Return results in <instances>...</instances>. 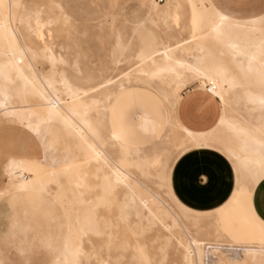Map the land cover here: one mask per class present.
<instances>
[{"label":"bare ground","instance_id":"6f19581e","mask_svg":"<svg viewBox=\"0 0 264 264\" xmlns=\"http://www.w3.org/2000/svg\"><path fill=\"white\" fill-rule=\"evenodd\" d=\"M23 5L0 0V202L5 197L34 211L50 202L65 213L64 242L51 263L82 264L84 244L92 249L90 237L104 235L105 258L99 264H163L172 241L180 249L181 264H264V223L251 208L253 192L264 179V12L240 18L212 0H139L144 19L131 27L127 43L114 35L107 53L108 64L119 67L133 43V67L82 87L63 68L55 69L68 61L43 37L44 28L57 18H43L41 2L33 8ZM184 12L188 36L167 40L172 21ZM59 14L65 26L67 15ZM37 59L48 64L47 71L36 69ZM188 79L212 85L210 93L220 100L221 116L206 133L191 132L177 119L178 89L186 88ZM81 80L93 82L88 76ZM128 90H144L164 107L163 128L149 145L151 154L111 126L115 98ZM209 146L224 152L235 174L234 193L216 211L211 239L203 237L205 218L180 208L167 182L180 156ZM24 173L27 179L21 178ZM97 187L101 195L93 206L107 203L110 209L123 190L115 219L104 225L89 209L70 212L72 202L91 201ZM116 228L122 240H116ZM148 233L152 239L146 243ZM154 243L157 260L149 252ZM0 264H6L1 256Z\"/></svg>","mask_w":264,"mask_h":264},{"label":"rangeland","instance_id":"374dc122","mask_svg":"<svg viewBox=\"0 0 264 264\" xmlns=\"http://www.w3.org/2000/svg\"><path fill=\"white\" fill-rule=\"evenodd\" d=\"M21 1H22V5L24 4L23 7L25 8H33L36 4L39 5L41 2V5L44 6L42 7L43 18L45 17L57 18L56 21L59 22V20H62V18L58 20L57 16L60 15L59 13H64V15H67L66 16L67 21L65 22V26L63 25L64 22H62L63 24H61V21L59 23L55 21V24L53 23L50 26L44 28L43 37L45 41L48 40L50 46L53 47L51 48V50L55 54L60 55L63 58V61H68V63L70 64L69 65L67 62H63L58 65L56 64L55 69L62 71L64 69L65 74L69 73L67 77H69V79L74 82H78L77 83L78 85L85 87L92 83L98 82L104 78H113L119 73L123 71H127L133 67L132 66L134 63V60L132 59V54L134 50L133 43H129L128 50L123 54V56L120 57V61L122 60L123 62H120L119 67L118 66L112 67V65H109L111 64L109 59L110 54L107 53H110L109 51L112 49V46L116 39L115 36H119V38L123 43H127L126 41L130 39L128 36L130 34L129 32L131 27L134 24L144 19V12L139 7V0H46V1L21 0ZM58 3L61 6H59ZM229 3L235 7L236 11L239 12L238 16L246 17L251 13V11L259 13V11L257 10H260V8L263 6L264 0H229ZM48 7L50 12L52 8L53 9L55 8L51 12V14L48 10H46V8L48 9ZM58 7H60V9ZM186 16H187L186 12H184L178 20H176L175 22L172 21L171 28L173 29H171V32L167 35L166 37L167 40L170 38H174V40H182L188 36V31L184 28L186 23H188V21H186ZM66 27L68 28L66 29ZM159 28L161 27L159 26ZM46 30H49V32L47 33ZM111 32L112 34H110ZM66 35L67 36L70 35V38L69 37L67 38ZM172 40L173 39L169 40V43H172L174 41ZM75 45L77 49L75 48ZM73 60H75L76 62V65L74 66H72ZM35 67H37L36 68L37 70L42 72L48 70V64L42 59L36 60ZM68 68L71 70H68ZM74 69L76 72L74 71ZM107 70L110 72L108 73ZM71 71H73V73L74 74L76 73L77 75L76 74L74 75ZM85 76L90 77L93 82L90 81L91 83L90 82L87 83L85 81H82L81 79ZM188 80L189 83L186 88L183 89L179 87L178 89L181 95H184L186 93L185 91L186 89L204 87V85L200 83V81H196L193 79H188ZM117 101L119 102L118 109L119 110L121 109L124 112L127 111V115H128L127 125L130 126V132L132 133L131 135L135 136L134 139L135 142H132V144L137 147H144V149L142 150L143 153L151 154L152 148H150L149 145L155 142V140L158 138L163 128V120L165 113L164 107L155 96L144 90H128L124 94L117 96L115 98L114 104ZM138 115H140L141 117L138 118L137 117ZM117 133L118 134L120 133L119 129H117ZM206 149L221 154L230 164L233 173L234 164L230 161L228 157H226V155L222 150H220L216 146H209ZM158 161L159 159L156 160L155 162ZM171 169L172 166H170L169 168L167 182H168L169 194L174 196L170 188ZM21 178L27 179L28 175L24 173L22 174ZM21 178L18 179L20 180ZM90 184H94V182L91 181ZM92 191L93 193L91 192V196H90L91 201L89 200V198L88 199L85 198V200H87L85 201V203L72 202V209L70 211L71 214H74L76 211L78 213H81L84 210L89 209L93 215L96 214L94 216L96 221L99 224H101L102 222L103 225L107 223L105 221L111 220L110 217L115 219L116 213L118 212L117 204L118 202L120 203L121 201L123 190H121L119 193V197L117 198V203L115 202L114 204H112L113 206L111 205L112 206L111 209L109 207V204L107 203L104 204L105 206L99 205L102 209H99L100 208L99 206L94 207L93 205L95 203V199L97 196L101 195V190L100 188L97 187ZM95 191L99 193L96 195ZM73 192L75 191L73 190ZM92 199L94 200V202H92ZM174 199L177 201L178 206L180 208L190 213L192 216L197 217L201 220L205 218L203 220V226L206 227L205 230L207 231V234H204L205 235L203 236L204 238L211 239L215 236L216 225L214 224L213 221L216 215L217 207L211 210L197 211L182 205L181 203L178 202V200L175 197ZM88 202L90 205L88 204ZM87 204L89 205V207ZM56 205L57 204L55 203L43 202L42 205L39 207V209L34 211L33 208L17 205L16 203H14L12 199H9L7 201L5 197L1 199L0 256L4 260H6V264H53L51 262L54 259V257L57 255L59 249L62 247L65 238V230H66V223H65L66 215L62 210L60 211V208H58L59 206ZM97 209H98V214L96 213ZM99 219L102 220L99 221ZM116 229L117 230L115 231L118 232L116 240L117 241L120 239L122 240L124 234L122 233L121 235V233H119L120 230H118V228ZM156 230L157 228L155 229V231ZM161 234L164 235V233ZM151 239H152V234L148 233L145 235L144 241L148 243L150 242ZM90 240L93 244V247L92 249H90L87 244H84L82 264H99V261L105 258L104 250H103V243L105 241V236L104 235L99 237L91 236ZM203 242H209V241L203 240ZM170 243L168 242V248L166 249V256L165 259L163 260L164 261L163 264H181L180 249H177L175 247L176 244L174 241ZM47 244H50L51 248H47L46 247ZM156 247H157V243H154L151 246H149V252L154 254V257L157 260L159 258V254ZM19 249H22L24 251L23 255H19L17 253ZM129 253L130 252H127L126 256H128ZM87 254L89 260L85 258ZM92 255L94 256L92 257Z\"/></svg>","mask_w":264,"mask_h":264},{"label":"crops","instance_id":"0c3cea01","mask_svg":"<svg viewBox=\"0 0 264 264\" xmlns=\"http://www.w3.org/2000/svg\"><path fill=\"white\" fill-rule=\"evenodd\" d=\"M226 14L236 17L238 11L229 0H212ZM259 13L251 11L246 17L264 12V4ZM177 105L176 115L179 123L194 133H206L213 129L221 116L220 100L204 88L186 89ZM114 104V117L111 126L121 138L132 144L135 136L131 135L127 125V111L119 110ZM117 119V120H116ZM117 122V124H116ZM125 138H124V137ZM170 188L174 197L182 205L197 211H206L224 207L235 190V174L228 161L219 153L206 148L191 150L180 156L170 172ZM251 208L255 216L264 223V179L255 188ZM19 255V250L17 251Z\"/></svg>","mask_w":264,"mask_h":264},{"label":"built area","instance_id":"2783aa9c","mask_svg":"<svg viewBox=\"0 0 264 264\" xmlns=\"http://www.w3.org/2000/svg\"><path fill=\"white\" fill-rule=\"evenodd\" d=\"M158 4H163L164 2H166V1H169V0H155ZM204 91L206 92V93H210L211 92V90H213V86L212 85H210V84H204Z\"/></svg>","mask_w":264,"mask_h":264}]
</instances>
